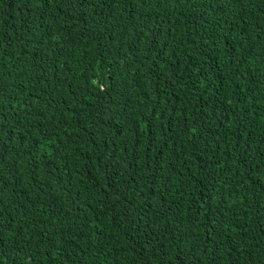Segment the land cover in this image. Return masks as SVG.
Wrapping results in <instances>:
<instances>
[{
    "label": "trees",
    "instance_id": "1",
    "mask_svg": "<svg viewBox=\"0 0 264 264\" xmlns=\"http://www.w3.org/2000/svg\"><path fill=\"white\" fill-rule=\"evenodd\" d=\"M0 264H264V0H0Z\"/></svg>",
    "mask_w": 264,
    "mask_h": 264
}]
</instances>
